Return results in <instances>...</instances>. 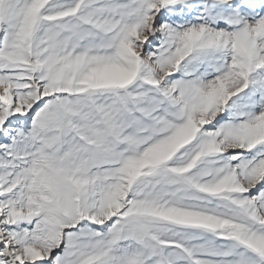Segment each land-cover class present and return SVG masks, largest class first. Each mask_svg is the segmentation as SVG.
<instances>
[{
    "label": "snow or ice",
    "instance_id": "obj_1",
    "mask_svg": "<svg viewBox=\"0 0 264 264\" xmlns=\"http://www.w3.org/2000/svg\"><path fill=\"white\" fill-rule=\"evenodd\" d=\"M0 264H264V0H0Z\"/></svg>",
    "mask_w": 264,
    "mask_h": 264
}]
</instances>
